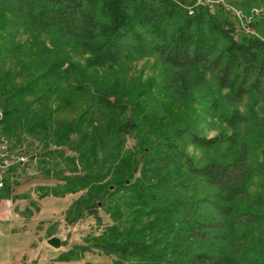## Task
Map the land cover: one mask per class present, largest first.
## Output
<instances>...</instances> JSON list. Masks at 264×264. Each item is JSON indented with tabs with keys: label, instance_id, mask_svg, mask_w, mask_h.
<instances>
[{
	"label": "trees",
	"instance_id": "trees-1",
	"mask_svg": "<svg viewBox=\"0 0 264 264\" xmlns=\"http://www.w3.org/2000/svg\"><path fill=\"white\" fill-rule=\"evenodd\" d=\"M240 25L224 7L212 10L195 0H0V53L10 50L13 33L24 30L73 43L84 59L81 71L43 45V61L35 57L30 66L0 77L3 133L14 138L19 131H42L56 148L78 155L71 161H79L85 173L40 189L41 198L85 191L68 210L79 215H95L96 198H108L114 225L91 242L117 256L113 264H264V239L253 233L264 225V188L250 190L254 177L264 185V114L256 110L264 103V39L240 35ZM148 55L176 75L182 88L187 79L198 87L210 78L225 92L214 112L248 99L246 114L236 110L222 117L227 130L200 135L195 123L174 113L180 101L172 93L157 99L153 80L126 84L127 78L112 72L126 59ZM66 64L71 69L63 71ZM32 65L30 78L17 82ZM64 74H89L93 92L83 85L63 87ZM79 98L86 108L72 121L55 122ZM140 134V148L126 150L128 139ZM187 146L215 158L201 165ZM126 193L129 227L116 198L125 200ZM87 251L77 247L56 261L82 258Z\"/></svg>",
	"mask_w": 264,
	"mask_h": 264
},
{
	"label": "rangeland",
	"instance_id": "rangeland-1",
	"mask_svg": "<svg viewBox=\"0 0 264 264\" xmlns=\"http://www.w3.org/2000/svg\"><path fill=\"white\" fill-rule=\"evenodd\" d=\"M195 1L196 4L201 2L209 5L212 10L216 6L224 7L227 11L237 15L238 20L241 22L240 30H238L240 35L249 34L264 39V0ZM245 3H248V7L244 5ZM13 35L14 42L13 45H9L10 50L0 53V77L5 76L6 73L15 74L24 64L30 66V59L35 57H37V60L43 61L45 59L42 56V54H45L43 45L52 49V52L60 53V57L66 56L67 59L78 63L75 66L78 70L84 71V59L76 54L73 43L61 42L58 37L46 32L31 34V32L20 30L13 33ZM71 66L66 64L63 71H67L68 68L71 69ZM33 67L34 65L28 67L30 71L25 72L26 74L17 79V82L27 81L31 76ZM112 72L119 80L127 78L126 84L136 82L143 84L153 80L157 86L154 90L157 99L163 96V92L172 93L180 101V105L175 108L174 113H180V115L189 119L190 123H195V130L200 135L208 138L227 130L222 117L230 116L236 110L246 114L250 103L248 99H245L240 104L227 106L224 111L223 106L217 107L218 110L214 112L216 110L215 105L225 92L220 93L210 78H208L206 84L198 87H195L193 79H187L186 85L183 84L184 87L182 88L179 78L172 75L169 69L161 65L157 57L153 55L138 59H126L120 65L114 67ZM88 75L64 74L60 78V84L63 87L69 84L83 85L90 88L88 92H93L94 86L91 77L89 78ZM82 101L83 99L79 98L73 108L57 113L54 116L55 122L72 121L78 113L86 108V103ZM53 105L57 107V104ZM151 105L157 107V104L152 103ZM256 110L259 115H263L264 103L258 105ZM158 111H160V108ZM194 116L199 120L195 122ZM13 136L16 138H10L15 141L14 143L18 146H24V152L35 163L23 169V172L17 176L18 180L15 181V188L7 193L11 203L9 207L3 206L0 213V264H54L56 262V259L53 258L54 255L65 254L77 247H88L89 251L84 253L82 258L72 259L73 264H113V261L118 260L117 256H108L94 248L91 242L92 237L101 235L107 227L114 225L106 212L109 204L108 198H96V201H98L97 207L93 208L91 212L97 215H92L87 210L82 211L80 215L73 211L68 213L72 204L85 194V191L78 194H69L63 198L54 196L41 198L44 191L40 189L62 185L61 179L64 176H78L85 173L79 161H71V159L77 158L78 155L66 147L56 148L42 131L35 136H31L23 130ZM73 138L76 139L75 136ZM17 140L19 141L16 142ZM143 140L142 134L129 138L126 150L139 149V142H143ZM260 141L259 147L264 148V139L261 138ZM186 152L189 156L195 157L201 165L215 158L214 154L207 155L191 146L186 147ZM257 158L260 161L262 160L261 148L258 150ZM262 182L263 180L260 177H254L250 182L251 192H261L264 188ZM118 196L116 198L125 212L124 223L129 227L131 214L124 203L129 199L130 194H124L123 199L125 200L122 201L118 199L120 198ZM97 217L101 219V222L98 221ZM253 233L257 239L263 241L264 225L253 229ZM52 237L60 239L62 243L60 249L48 244V240ZM120 264L132 263L123 261Z\"/></svg>",
	"mask_w": 264,
	"mask_h": 264
},
{
	"label": "built area",
	"instance_id": "built-area-1",
	"mask_svg": "<svg viewBox=\"0 0 264 264\" xmlns=\"http://www.w3.org/2000/svg\"><path fill=\"white\" fill-rule=\"evenodd\" d=\"M3 120L4 113L0 111V213L3 206L9 207L11 203L7 193L15 188L17 176L23 172V169L35 163L24 152V146H18L12 138L4 135Z\"/></svg>",
	"mask_w": 264,
	"mask_h": 264
},
{
	"label": "water",
	"instance_id": "water-1",
	"mask_svg": "<svg viewBox=\"0 0 264 264\" xmlns=\"http://www.w3.org/2000/svg\"><path fill=\"white\" fill-rule=\"evenodd\" d=\"M48 244H50L52 247L56 249H60L62 247V243L59 238L52 237L48 240Z\"/></svg>",
	"mask_w": 264,
	"mask_h": 264
},
{
	"label": "crops",
	"instance_id": "crops-1",
	"mask_svg": "<svg viewBox=\"0 0 264 264\" xmlns=\"http://www.w3.org/2000/svg\"><path fill=\"white\" fill-rule=\"evenodd\" d=\"M60 255H54V259H56L57 260V258L59 257ZM54 264H73V261H70V262H55Z\"/></svg>",
	"mask_w": 264,
	"mask_h": 264
}]
</instances>
